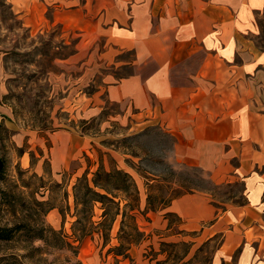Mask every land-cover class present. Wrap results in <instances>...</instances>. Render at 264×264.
<instances>
[{"label": "rangeland", "instance_id": "obj_1", "mask_svg": "<svg viewBox=\"0 0 264 264\" xmlns=\"http://www.w3.org/2000/svg\"><path fill=\"white\" fill-rule=\"evenodd\" d=\"M95 13L0 0V264H134L136 251L161 249L155 228L169 200L206 186L201 170L175 160L168 131L106 98L107 81L132 69L103 63ZM256 24L264 48V11ZM100 163L112 171L102 183L113 202L84 189L75 200L77 177L86 170L92 186ZM240 188L215 191L240 197ZM257 235L247 231L248 256L244 239L215 264H262ZM220 242L188 262L185 246L166 247L158 264H212Z\"/></svg>", "mask_w": 264, "mask_h": 264}, {"label": "crops", "instance_id": "obj_2", "mask_svg": "<svg viewBox=\"0 0 264 264\" xmlns=\"http://www.w3.org/2000/svg\"><path fill=\"white\" fill-rule=\"evenodd\" d=\"M16 1L96 9L103 63L132 69L107 81L106 98L168 131L175 160L205 174V187L179 193L160 211L161 249L148 257L136 251L133 263L163 262L167 256L157 255L172 245L185 246L184 262L195 260L216 237L212 264L244 239L245 257L247 231L256 228L264 264V48L253 38L264 0ZM237 185L240 197L216 194Z\"/></svg>", "mask_w": 264, "mask_h": 264}, {"label": "trees", "instance_id": "obj_3", "mask_svg": "<svg viewBox=\"0 0 264 264\" xmlns=\"http://www.w3.org/2000/svg\"><path fill=\"white\" fill-rule=\"evenodd\" d=\"M3 167H4V162H3V159L1 158L0 156V174L3 170ZM111 170H108L106 171L104 166L100 163L97 167V169L94 171L93 175H94V178L92 179V186H90L89 184V181L87 180L86 178V170L83 172V174L79 177H77V181L76 183L73 185V192H74V196H75V200H77V194L79 193L80 189H84V194H88V193H91L97 197H99L100 199H107L108 201H111L113 202V199L112 197L110 198L107 193H109V190L106 188V186L102 183L104 181L103 179V176L105 178H108L110 175H111ZM117 173H122L123 175H126V176H131L130 173H128L126 170H124L123 168H118L116 170ZM132 177V176H131ZM94 187H98L100 189H103L106 194H102V193H99L98 191H96L94 189ZM115 188H118L117 186ZM174 197V196H173ZM94 200H99V199H96V198H92L91 201H94ZM102 201V200H100ZM77 202V201H76ZM88 202V200H84V204H86ZM79 203V202H77ZM82 203V204H83ZM78 222H80V217L78 216V218L76 219L75 221V224H77ZM93 225V224H91ZM86 233L83 232L82 235H85ZM78 240V239H77ZM71 247L75 248V246L73 245H70ZM121 252H118L116 254H119Z\"/></svg>", "mask_w": 264, "mask_h": 264}]
</instances>
